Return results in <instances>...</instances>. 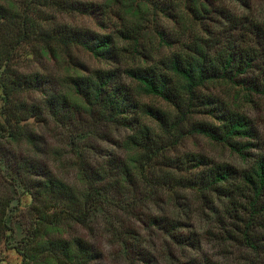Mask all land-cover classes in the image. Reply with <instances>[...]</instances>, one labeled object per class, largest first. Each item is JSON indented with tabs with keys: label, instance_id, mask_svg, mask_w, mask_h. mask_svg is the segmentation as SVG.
<instances>
[{
	"label": "rangeland",
	"instance_id": "1",
	"mask_svg": "<svg viewBox=\"0 0 264 264\" xmlns=\"http://www.w3.org/2000/svg\"><path fill=\"white\" fill-rule=\"evenodd\" d=\"M173 1L182 7L183 0ZM203 1L207 3L208 11L202 12L201 17L192 18L189 13L184 14V18H178L176 14H156L154 22H149L148 13L144 18L133 15L136 3H144L145 0L130 1L126 15L140 22L144 47L150 49V56L142 58L141 62H154L171 50L182 48L184 42L195 36L208 37L223 44L226 39L234 38L238 45L263 48L260 37H255L239 23L235 28L232 25L233 21L241 20L243 25L250 21L264 31V0ZM9 2L19 14L24 13L43 26L63 22L112 34H115L114 28L120 21L116 9L122 14L126 7L121 2L110 3L112 10L107 12L108 18L102 24L87 14L64 10L43 0H0L3 5ZM143 13L140 11V15ZM0 19V50H3L0 75H3L1 69L4 67L6 72L9 69L26 73L38 71L48 78L40 89L24 88L11 93L14 101H30L42 107L41 120L31 116L17 123L31 131L33 136L29 140L23 136L12 140L3 131L0 134V203H6L3 204V212L0 211V264H72L63 259L58 262L47 250H41L43 255L35 260L20 252L33 228L45 224L37 221L39 215L29 205L30 198L11 168L14 161L24 159L42 163L57 178L78 189L86 191L89 184L92 191L95 189L91 192L83 222L62 219L56 230L48 232L52 237L69 240L72 236H79L86 241L93 251L88 264H186L192 260H208L217 264H264V218L257 216L246 226L244 219L234 218L227 212L228 196L213 190L197 191L182 187L173 181H170L172 186L156 181L157 174L170 169L163 155L174 156L188 151L208 157V165L229 163L237 169L248 167L252 158L264 151L262 93L221 80L201 86L202 91L216 95L227 107L249 117L254 134L241 138L251 142L247 145V154L241 156L202 134H184L174 140L163 138L166 148L162 156L155 154L140 164L138 159H130L132 153L136 157V148H126L122 144L125 135L132 130L105 122L94 111L88 112L83 108L85 103L64 81L65 74L74 71L116 67V79L135 87L121 68L140 61V56L132 58L128 53L120 61L95 58L80 46L66 48L56 44L52 38L37 34V28L27 19L18 16H14L12 21ZM156 29L163 30L168 45L159 39ZM44 42L55 48V56L39 52L38 47L44 46ZM260 59L256 60V66L260 65ZM256 66L244 76L255 75ZM53 91H63L74 101L71 118L58 119L42 104L45 95ZM138 99L172 110L168 103L153 95L139 93ZM194 117L209 118L202 114ZM139 119L161 134L153 119L143 115ZM127 156V182L119 179L112 167L109 168L112 174L102 177V170L108 164L126 160ZM112 157L114 159L109 160ZM237 212L245 218V211Z\"/></svg>",
	"mask_w": 264,
	"mask_h": 264
},
{
	"label": "trees",
	"instance_id": "2",
	"mask_svg": "<svg viewBox=\"0 0 264 264\" xmlns=\"http://www.w3.org/2000/svg\"><path fill=\"white\" fill-rule=\"evenodd\" d=\"M43 1L64 10L87 14L102 24L108 18L107 12L112 10L110 3L117 1L126 6L122 14L116 9L120 21L114 28L115 34L63 22L43 26L28 15L19 14L10 2L6 5L0 3V18L8 21H12L14 16L27 19L29 24L37 28V34L52 38L56 44L66 48L70 45L80 46L95 58L120 61V58L128 53L132 58L140 56V61L137 60L131 65L125 64L121 68L134 82L135 87L116 79V67L95 68L89 72L74 71L64 76L69 89L85 103L84 109L88 112L94 111L105 122L132 130L122 141L124 147L137 150L136 157L132 155L134 153L130 155L131 161L138 159L142 164L143 160H150L155 154L162 156L166 148V144H163L166 140L163 138L174 140L184 134H202L226 145L241 156L247 154L246 148L251 142L241 138L252 137L254 134L249 117L230 109L216 95L202 91L201 86L221 80L238 84L249 91H259L264 95V31L258 24L249 21L243 25L241 20H238L233 21L235 23L232 27H237L236 23H239L241 27L249 29L255 37H260L263 48L238 45L234 38L226 39L223 44L208 37L195 36L184 42L182 48L171 50L154 62L146 63L141 60L150 56V49L144 47L141 24L126 15L132 0ZM136 5L133 15L144 18V14L148 13L149 22H154L156 14H176L178 18H184V14L189 13L192 18H197L202 16V12L208 11L207 3L203 0H183L182 7L173 0H145L144 3ZM140 11L144 13L140 15ZM155 33L168 45L163 30L156 29ZM38 48L41 54L56 55L55 48L50 43L44 42V46ZM2 52L1 49L0 60ZM258 58L262 59L260 65L256 66ZM253 66L257 68L256 74L251 77L244 76ZM1 70L3 75H0V134L3 131L12 140L21 136L29 140L33 136L31 131L21 128L17 123L31 116L41 120L42 107L30 101H14L11 93L24 88L40 89L48 78L38 71L26 73L9 69L6 72L4 67ZM139 93L162 99L172 110L139 101ZM42 101L48 112L58 119H69L73 115L74 101L63 91L47 93ZM195 114L208 115L209 118L194 117ZM141 115L153 119L161 134H157L152 127L140 121ZM162 157L167 159L165 164L169 165L170 169L157 174L158 184L172 186L173 181L179 186L197 191L213 190L219 195H226L229 197L227 212L234 218L244 219L246 226L257 216L264 218V151L257 153L248 167L240 169L229 163L208 165L210 159L198 152L188 151L180 155ZM113 159L112 157L109 160ZM12 164V171L20 179L24 192L30 198L29 205L39 215L37 221L45 223L42 224L43 227L40 225L33 228L31 235L24 240L20 252L28 259L35 260L40 254L43 255L41 250H47V253L60 263L59 260L63 259L72 264H88L93 257V251L86 241L79 236H72L69 240L52 237L48 232L56 230L62 219L83 222L91 192L95 191L94 188L92 191V185L89 184L86 191L71 186L37 161L24 159L20 162L16 160ZM128 164V156L126 160L113 161L102 170V177L111 175L109 168L112 167L118 178L127 182ZM95 173L98 176V173ZM3 204L6 203H0V211L4 210ZM237 211H245V218ZM185 263L217 264L208 260H192Z\"/></svg>",
	"mask_w": 264,
	"mask_h": 264
}]
</instances>
